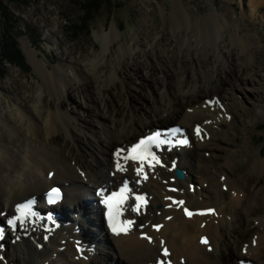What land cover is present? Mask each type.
<instances>
[{"label":"bare ground","instance_id":"obj_1","mask_svg":"<svg viewBox=\"0 0 264 264\" xmlns=\"http://www.w3.org/2000/svg\"><path fill=\"white\" fill-rule=\"evenodd\" d=\"M242 3L250 12L258 9L254 0ZM170 17L167 37L144 22L122 38L113 24L97 35L99 49L87 58L80 44L69 45L57 25L51 27L46 40L58 46L62 62L53 68L28 42L23 45L35 81L20 76L0 86V225L17 204L40 200L51 186H62L65 197L48 211L60 224L45 239L41 225L48 212H41L43 220L32 226L28 221L22 231L6 224L0 229V236L7 234L0 241L7 247L0 250L5 258L0 264H155L164 259L162 247L174 264H235L242 257L264 264V158L248 151L244 137L243 126L251 121L244 104L251 99L236 97L238 91L247 95L260 71L259 38L248 19H233L226 7L191 20L184 3L171 0ZM44 23L52 25L53 19L45 16ZM7 90L12 104L1 94ZM217 94L231 98L233 122L243 129L232 132L233 139L218 138L212 160L202 157L214 154L213 132L225 118L210 103ZM259 98L253 100L261 104ZM263 106L254 108L259 110L256 119H264ZM164 123L184 128L191 143L187 149L164 150V167H145L148 179L136 188L150 203L139 215L124 212L135 221L129 234L112 235L93 192L125 176L136 180L139 164L122 158L126 170L115 172L113 151L122 146L126 155L138 136ZM228 154L249 155V167L240 176L234 170L241 165L228 163ZM172 162L185 172L184 180L175 179ZM171 186L178 188L176 193L169 191ZM175 198L184 205L173 204ZM184 207L215 214L189 218ZM157 224L162 225L159 232L153 228ZM202 237L209 240L206 246ZM15 238L19 241L12 243ZM77 240L82 255L76 252Z\"/></svg>","mask_w":264,"mask_h":264},{"label":"rangeland","instance_id":"obj_2","mask_svg":"<svg viewBox=\"0 0 264 264\" xmlns=\"http://www.w3.org/2000/svg\"><path fill=\"white\" fill-rule=\"evenodd\" d=\"M181 1L184 3L191 20L195 17L213 14L214 10L220 14L226 7L229 8L233 19H239L240 16H243L249 20L252 28L255 29V32L251 33H255V36L259 38L260 56L258 60L260 67L258 70L260 71L256 74L254 82L248 85L247 95L239 94L238 91L236 97L239 101L251 99H249L250 103L244 104L251 119L249 123L243 126L244 137L248 142V151L252 154L260 152V156L264 158V119H256L259 110L254 109L257 105H264V0H254L258 9L253 12H250V7H243V0ZM246 1L244 0V2ZM170 6L171 0H0V86L5 85L11 78L19 81L20 76L24 78L22 80L25 82L35 81L33 68L23 51V45L26 42L36 49L38 58L47 61L49 67L62 65V62L58 60L61 55L58 46L46 40L51 27L57 25L56 29L60 31L61 36L69 45L80 44L82 46L81 55L87 58L92 51L99 49L100 42L96 38L97 35L104 29L108 30L113 24L117 26L122 38H129L132 33L139 31L144 22L152 23L160 37L169 36L172 29ZM45 16L53 19L52 25L44 23ZM2 55L4 57L14 56L12 57L14 59L12 64L4 62ZM1 94L7 100L10 99L8 90ZM255 96L260 97L261 104L253 100ZM213 98L214 101L216 98H220V101L225 103L224 112L215 103L217 110L224 114L225 118L216 125L217 129L213 132L214 143L216 144L212 149L214 154L202 158L215 160L217 157L215 153L217 151L216 140L218 138L233 139L231 133L236 132L235 130L238 128L241 130L243 128L238 127L233 122L232 110L236 109L232 107L231 98L217 94L209 97V100L213 101ZM9 103L12 104L10 100ZM134 103L141 106L140 101ZM241 115L244 114L241 113ZM229 116L230 118L227 119ZM224 129L225 134L218 132ZM206 151L209 150L206 149ZM249 160V155L229 157L228 163L241 165L240 170H234V174L240 176L242 170L249 167ZM221 173L224 176H229L226 171ZM179 188L182 187L179 185Z\"/></svg>","mask_w":264,"mask_h":264},{"label":"snow or ice","instance_id":"obj_3","mask_svg":"<svg viewBox=\"0 0 264 264\" xmlns=\"http://www.w3.org/2000/svg\"><path fill=\"white\" fill-rule=\"evenodd\" d=\"M210 103H219V101H211ZM180 129H172L169 130L171 136H175L177 132H179ZM200 128H196V134L200 135ZM172 140L168 138H161V134L158 132L152 136L146 137L141 139L136 145L132 146L130 149L127 150V154L123 155V160L125 162L132 161L135 163H138L139 166L134 169L136 176L141 177L142 179L146 180L148 178L147 174L145 173V165L149 169L154 168L155 165H159L160 159L156 156V154L152 151V149L160 148L162 145L165 144H171ZM175 143L177 145H186L188 143V140L185 139H179L176 140ZM117 162L115 164V172H123L126 170L124 165H122L119 162V158L121 157L122 153L120 150L116 152ZM163 166V165H161ZM175 166V165H173ZM113 173V175L115 174ZM51 175V174H50ZM223 179V177L221 178ZM139 182V181H138ZM175 191L176 189H172ZM227 190V189H226ZM130 188L128 181L125 180L123 182V186L120 187L118 192H112L111 194L106 195V190L101 189L97 194L102 197V203L107 208L106 212V219L109 229L114 235H127L129 234L133 226L135 224V221L133 219H121V217L124 215L125 211L130 210L131 212L136 213L139 215L141 213V210L146 207L147 200L143 195H135L134 196V203L129 205L126 209L124 205L127 203L129 199V193ZM59 191L55 188L51 189L49 193H47V199L49 203H54L57 199H59ZM235 195V193H233ZM34 201L28 200L24 203L17 204L14 208L13 214L11 218L6 219L7 225L13 229L16 230L17 227H23L27 222L29 217H34L35 213L32 211V205ZM173 204L177 206H183L184 201H176L173 200ZM171 206V205H170ZM185 216L191 218L193 215L199 214V215H206V214H215L213 209H207L202 210L198 213H193L190 211L187 207L183 208ZM0 215H4V213H0ZM171 219V217H169ZM141 227H144L141 225ZM162 225H153V228L155 231H159ZM142 239L147 240L149 243H152V238L148 236L147 234H142ZM161 246L164 245V241H160ZM201 244H207L208 241L206 238L202 237L200 240ZM162 257L164 259L157 260V264H171L170 260L167 258L170 256V252L167 247H162Z\"/></svg>","mask_w":264,"mask_h":264},{"label":"trees","instance_id":"obj_4","mask_svg":"<svg viewBox=\"0 0 264 264\" xmlns=\"http://www.w3.org/2000/svg\"><path fill=\"white\" fill-rule=\"evenodd\" d=\"M2 56H3L4 62L12 64V61L14 60L12 57H14V56H11V57H6V56L4 57V55H2ZM16 56H17V54H16ZM263 130H264V128H263Z\"/></svg>","mask_w":264,"mask_h":264},{"label":"water","instance_id":"obj_5","mask_svg":"<svg viewBox=\"0 0 264 264\" xmlns=\"http://www.w3.org/2000/svg\"><path fill=\"white\" fill-rule=\"evenodd\" d=\"M177 177H178L179 179H182V178H183V174H182L180 171H178V172H177Z\"/></svg>","mask_w":264,"mask_h":264}]
</instances>
